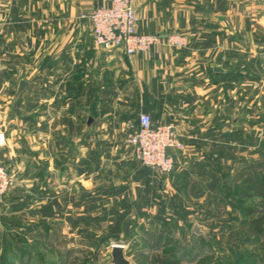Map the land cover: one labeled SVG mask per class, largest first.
<instances>
[{"label": "crops", "instance_id": "crops-1", "mask_svg": "<svg viewBox=\"0 0 264 264\" xmlns=\"http://www.w3.org/2000/svg\"><path fill=\"white\" fill-rule=\"evenodd\" d=\"M247 1L136 0L139 32L176 31L187 42L128 56L97 46L80 17L110 0H0V59L30 72L10 109L0 105V164L26 150L15 132L27 122L43 223L71 229L86 216L161 215L176 207L174 192L213 191L234 168L264 158V34ZM141 112L152 125L172 123L185 144L171 150L170 173L140 165L125 142Z\"/></svg>", "mask_w": 264, "mask_h": 264}, {"label": "rangeland", "instance_id": "rangeland-1", "mask_svg": "<svg viewBox=\"0 0 264 264\" xmlns=\"http://www.w3.org/2000/svg\"><path fill=\"white\" fill-rule=\"evenodd\" d=\"M247 5L248 19L264 34V0H248ZM26 68L0 59V75L9 77L0 80V105L7 102L10 109L19 79L30 78ZM25 124L20 125L24 132L17 127L15 133L26 150L12 165L0 164L14 177L0 196V264H112L114 243L123 245L131 264H264V235L256 232L264 230V213L240 211L254 207L260 197L235 194V185L242 184L247 172L239 174L236 168L213 191L174 192L176 207H163L161 215L134 216L132 210L131 216L121 214L113 223H96L86 216L71 229L43 223L48 209L33 203L31 127L28 131ZM244 163L242 169L254 172L263 169L264 158ZM157 236L158 244L149 245Z\"/></svg>", "mask_w": 264, "mask_h": 264}, {"label": "built area", "instance_id": "built-area-1", "mask_svg": "<svg viewBox=\"0 0 264 264\" xmlns=\"http://www.w3.org/2000/svg\"><path fill=\"white\" fill-rule=\"evenodd\" d=\"M136 0H110L109 5L97 6L90 13H82L91 23L95 44L103 49H121L124 54L148 50L164 40L173 47L186 45V36L170 31L143 33L137 30L138 17L134 10ZM126 144L134 159L159 173H170L174 168L173 149H183L185 144L172 123L152 125L150 115L141 112L126 124ZM14 177L0 165V196L13 185Z\"/></svg>", "mask_w": 264, "mask_h": 264}, {"label": "trees", "instance_id": "trees-1", "mask_svg": "<svg viewBox=\"0 0 264 264\" xmlns=\"http://www.w3.org/2000/svg\"><path fill=\"white\" fill-rule=\"evenodd\" d=\"M241 174V173H239ZM238 174V175H239ZM237 188L235 190V194L244 198L249 196L250 194H254L260 197V201L252 208L243 207L240 211L245 214L250 212H261L264 213V167L261 170L250 172L247 170V172L243 175L242 184H236ZM229 194V193H226ZM256 232H261L262 235H264V230L256 229ZM159 237H155V241L152 242L151 246H154L158 244ZM1 260V259H0ZM3 262V259L0 261V263Z\"/></svg>", "mask_w": 264, "mask_h": 264}, {"label": "water", "instance_id": "water-1", "mask_svg": "<svg viewBox=\"0 0 264 264\" xmlns=\"http://www.w3.org/2000/svg\"><path fill=\"white\" fill-rule=\"evenodd\" d=\"M214 70H221L220 67H214ZM26 85L25 80H20L18 83L17 90L20 91ZM110 262L112 264H131L130 261L125 257L123 252V245L114 243L110 249Z\"/></svg>", "mask_w": 264, "mask_h": 264}, {"label": "clouds", "instance_id": "clouds-1", "mask_svg": "<svg viewBox=\"0 0 264 264\" xmlns=\"http://www.w3.org/2000/svg\"><path fill=\"white\" fill-rule=\"evenodd\" d=\"M5 143L3 134L0 133V145H3Z\"/></svg>", "mask_w": 264, "mask_h": 264}]
</instances>
